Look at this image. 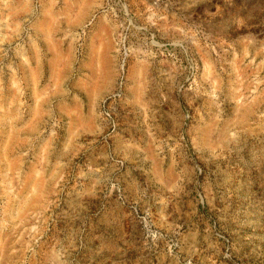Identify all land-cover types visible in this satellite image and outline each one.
<instances>
[{
    "label": "rangeland",
    "instance_id": "rangeland-1",
    "mask_svg": "<svg viewBox=\"0 0 264 264\" xmlns=\"http://www.w3.org/2000/svg\"><path fill=\"white\" fill-rule=\"evenodd\" d=\"M102 2V7L81 9L66 6L65 0L55 5L35 0L31 13L0 16L2 79L6 95L24 113L22 121L0 129V181L10 197L19 196L9 205L11 214L24 203L21 219L27 217L17 235L24 227H39L28 216L31 212L46 221L45 241L71 236L95 254L92 264H225L229 243L234 250L237 241L264 248V70L236 62L245 83L233 95L245 99L232 101L227 125L222 122L212 139L223 144L229 128L240 135L238 143L227 146L231 151L218 149L223 154L216 156L201 144L209 135L205 123L211 124L216 112L223 115V104L213 107L205 95L209 82L199 73L198 92L191 90L187 74L175 82L169 79L173 65L188 67L182 41L173 40L178 36L171 28L173 17L183 21L194 13L205 22L203 35L216 52L198 50L194 59L200 73L210 59L209 74L227 85L229 73L236 80L233 52L243 59L248 45L243 38L228 40L221 49L223 32L234 29L242 17L261 34L249 38L255 56L264 44V0ZM20 49L30 69L23 65ZM123 59L121 96L103 108L101 101L110 94L101 91L102 99L92 105V82L100 77L106 84L116 77ZM261 59L256 57L257 65ZM81 62L89 65L87 75L77 74ZM142 68L148 82L146 106L135 102ZM14 75L19 92L12 88ZM57 79L63 81L60 88ZM47 80L56 89L50 100L43 90ZM49 107L59 126L52 148L42 154L41 141L50 130L42 112ZM42 160L45 176L64 175L63 190L55 195L50 193L58 176L47 185L36 179Z\"/></svg>",
    "mask_w": 264,
    "mask_h": 264
},
{
    "label": "clouds",
    "instance_id": "clouds-1",
    "mask_svg": "<svg viewBox=\"0 0 264 264\" xmlns=\"http://www.w3.org/2000/svg\"><path fill=\"white\" fill-rule=\"evenodd\" d=\"M35 0H0V16H7L8 19H11L12 16L17 15L20 12L31 13L34 7ZM50 3L53 5L58 4L59 0H50ZM66 6L77 7L79 6L83 9L85 6L88 7H102V0H80L79 5H77L76 0H65ZM160 19L168 21L167 16H161ZM151 20V17L149 18ZM7 22V21H5ZM246 28L247 31H241V28ZM171 28L174 33H177L178 36H173V40L182 41V47L188 60V67L184 68L182 65L177 67L173 65L172 73L169 74V79L175 82L176 77H184L187 74L188 82L190 83L191 90L199 91L201 85L197 83V74L199 73V78L202 81H208V89L205 92L210 98V103L213 107H219L221 104L224 106L223 115L219 112L214 113L213 121L211 124L205 123L204 127L209 130V135L206 142H202L201 147L210 148L212 155H222V151L218 149L231 151L232 149L227 147L228 145L238 143L239 130L229 128L228 135L225 138L223 144H217L215 140L212 139V136L221 131V123L223 122L227 125V118L233 111L232 101L235 100L237 104H241L245 97L240 96L239 99L236 98L233 93H240L243 91L245 79L241 75L242 69L236 66V62L239 61V64L243 68H250L253 65L259 70H264V59L260 60V64H256V57L264 56V44H262L259 49L256 51L255 56L252 52L249 51V47L253 46V41L249 39L250 37L261 36L259 31H252V28L247 26L245 20L241 17L236 21L235 28L229 29L226 32H223L224 40L221 41L219 47L223 49L224 44L228 40H241L244 39L246 45L243 50V59L240 55L233 52L234 60L233 67L236 70V80L231 79V73L228 74V83L225 85L224 81L220 79L217 75L212 77L208 71V64L211 63L210 59L206 62L204 71L200 73L199 67L196 64L194 59L195 53L199 51H204L205 49H210L211 52H216V48L208 42V37L203 35V32L207 30L208 26L203 20L198 17H195L194 13L189 14L185 20L181 21L173 17V22L171 23ZM28 39L32 41L33 46H35V41L32 40V36L29 35ZM122 42V41H121ZM229 48L232 46L229 45ZM217 56H220V53H217ZM20 57L23 61V65L27 66L28 69L31 68V64L23 50L20 49ZM13 74H15L16 69L9 66ZM70 68L71 65H68ZM89 65L84 62H81L80 68L77 69V74L84 73L85 69H88ZM2 69H0V129H3L7 125H15L17 121H22L24 118V113L20 108H17L14 103V97L9 99L6 95V88L4 81L2 79ZM223 71V67L221 68ZM142 79L139 82V95L136 97L135 102L140 103L142 106H146V101L144 100V95L147 92V79L145 69H141ZM116 78H119L120 83H116ZM89 80H92V77H88ZM123 74V64L120 65L119 70L116 71V77L109 79L106 84H101V78L97 77L96 80L90 85L89 99L92 105H95L100 99H102L101 91L113 95V98L116 94H120V90L123 88L124 82ZM63 81L57 79L56 87L60 88ZM235 84H239V87H235ZM19 80L13 78L12 88L16 89L19 92ZM46 95H56V89H48ZM40 101L37 100V109H40ZM42 115L49 117V120L46 123L49 125L47 137H44L41 141L42 144V154L46 150L52 148L53 139L56 136L55 129L59 126L55 118L51 114V109L49 107L48 111L42 112ZM75 133H72L68 137V141L64 145V151L68 152L71 146L72 140L75 137ZM40 136L43 137V133H40ZM39 139V137H38ZM179 147V145H177ZM43 160L39 167V172L37 173L36 179L39 183L47 185L50 180L58 176L59 179L53 184L51 188L52 195L57 194V189L62 191L60 188V182L64 180V175L57 171L54 172L51 177L45 176L44 173L46 169L42 166ZM59 164L57 168L59 169ZM42 178V179H41ZM255 179V175H253ZM41 199L44 198V195L41 194ZM13 199H19V196L12 198L9 196L5 184L0 181V264H23L24 261H28L29 264H92L94 253L87 248V246L81 242L77 246V242L71 236H66L63 239H57L54 242L49 243L44 240L46 234V221L41 223V220L33 215L31 212L28 213V216H31L32 219L36 220L38 228H28L24 227L23 232H20L17 235V229L24 226L27 217L21 219V215L25 211L24 203H21L19 211L15 216L11 214L9 205L13 202ZM50 203V202H49ZM45 210H47L45 208ZM27 236V239L25 238ZM43 241V243H42ZM264 257V248H261L259 245L255 246H245L240 244L237 241V247L235 250L231 243L227 250L225 251V264H262L261 258Z\"/></svg>",
    "mask_w": 264,
    "mask_h": 264
},
{
    "label": "built area",
    "instance_id": "built-area-1",
    "mask_svg": "<svg viewBox=\"0 0 264 264\" xmlns=\"http://www.w3.org/2000/svg\"><path fill=\"white\" fill-rule=\"evenodd\" d=\"M82 34H83V32H82ZM121 64H123V74H124V77H125L124 82H123V88L120 90V94H116L114 98H113V95H110V96L108 97V99H105V100L101 101V106H102L103 108H104L105 103H106L107 100H109V99H115V98H117V97H120L121 94H122L123 91H124L125 82H126V65H125V61H124V59L121 60V61H119V62L117 63V65H116V71L119 70V67H120ZM116 83H117V84L120 83L119 78H116Z\"/></svg>",
    "mask_w": 264,
    "mask_h": 264
},
{
    "label": "crops",
    "instance_id": "crops-1",
    "mask_svg": "<svg viewBox=\"0 0 264 264\" xmlns=\"http://www.w3.org/2000/svg\"><path fill=\"white\" fill-rule=\"evenodd\" d=\"M45 85H46V87H45ZM45 85L43 87V90H44V93L46 95L47 90L50 89V81L47 80L46 83H45ZM46 97H47L48 100H50V95H46Z\"/></svg>",
    "mask_w": 264,
    "mask_h": 264
}]
</instances>
